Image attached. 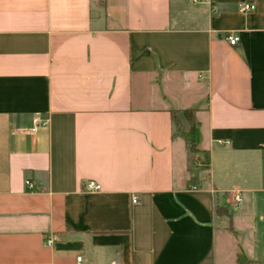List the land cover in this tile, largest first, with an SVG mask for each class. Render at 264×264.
Returning <instances> with one entry per match:
<instances>
[{
    "label": "crops",
    "instance_id": "obj_1",
    "mask_svg": "<svg viewBox=\"0 0 264 264\" xmlns=\"http://www.w3.org/2000/svg\"><path fill=\"white\" fill-rule=\"evenodd\" d=\"M245 1L0 0V264H264V0ZM191 106L207 168L173 118Z\"/></svg>",
    "mask_w": 264,
    "mask_h": 264
},
{
    "label": "trees",
    "instance_id": "obj_2",
    "mask_svg": "<svg viewBox=\"0 0 264 264\" xmlns=\"http://www.w3.org/2000/svg\"><path fill=\"white\" fill-rule=\"evenodd\" d=\"M195 110H196V107L194 106L183 109L184 116L187 122L189 123V129L186 132L184 137L186 141L190 144V150L192 151V153L194 152L201 153V154H198L195 158V160L200 162V166L198 167L207 168L210 164V152L209 150L200 147V140H201L202 132L200 128V122L196 118ZM177 113H178V110L174 109L172 111L173 118L175 121L177 118ZM192 153L190 154L191 156L190 159L192 158L194 159V156ZM190 180L192 182L196 181V177H192ZM216 210L219 214L230 215L231 213L228 205H218ZM238 258L240 261H250L248 260L246 255L243 254L242 252L238 254Z\"/></svg>",
    "mask_w": 264,
    "mask_h": 264
},
{
    "label": "built area",
    "instance_id": "obj_3",
    "mask_svg": "<svg viewBox=\"0 0 264 264\" xmlns=\"http://www.w3.org/2000/svg\"><path fill=\"white\" fill-rule=\"evenodd\" d=\"M256 4L255 2H252V1H245L242 3L241 5V10L244 11V12H248V11H251L255 8ZM226 38L231 42V43H235L239 36L237 34H235L234 32H231V33H228L226 34ZM48 122V120H44V121H39L37 118L35 119V125L32 126V130H36L41 124L43 125H46ZM26 183L29 187H33L34 186V181L31 180L30 178H27L26 179ZM86 189L87 190H92V191H95V190H100L102 185L100 182H98L97 180L95 179H89L87 180L86 182ZM196 186V185H195ZM138 198L137 195H134V198L133 200L136 201ZM242 199L240 193H237L235 195V203H238L240 202ZM59 239V234L57 232H49L48 234L45 235L44 237V243L46 245H53L57 240ZM82 258V255H79L78 256V259H81Z\"/></svg>",
    "mask_w": 264,
    "mask_h": 264
},
{
    "label": "rangeland",
    "instance_id": "obj_4",
    "mask_svg": "<svg viewBox=\"0 0 264 264\" xmlns=\"http://www.w3.org/2000/svg\"><path fill=\"white\" fill-rule=\"evenodd\" d=\"M175 124H176V129H177V132L178 133H181L183 136H185L186 132L188 131L189 129V123L187 122L185 116H184V113H183V110H179L178 113H177V118H176V121H175ZM188 143V142H187ZM188 146H189V155L192 153V151L190 150V144L188 143ZM193 156H194V159H190V167L192 169H196V168H199L198 166H200V162L195 160L196 156L198 154H201V153H192ZM191 157V156H190Z\"/></svg>",
    "mask_w": 264,
    "mask_h": 264
}]
</instances>
